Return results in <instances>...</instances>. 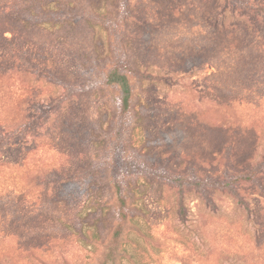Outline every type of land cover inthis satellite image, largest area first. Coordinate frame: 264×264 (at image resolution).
<instances>
[{"label": "rangeland", "instance_id": "rangeland-1", "mask_svg": "<svg viewBox=\"0 0 264 264\" xmlns=\"http://www.w3.org/2000/svg\"><path fill=\"white\" fill-rule=\"evenodd\" d=\"M110 259L264 264V0H0V264Z\"/></svg>", "mask_w": 264, "mask_h": 264}, {"label": "trees", "instance_id": "trees-1", "mask_svg": "<svg viewBox=\"0 0 264 264\" xmlns=\"http://www.w3.org/2000/svg\"><path fill=\"white\" fill-rule=\"evenodd\" d=\"M121 66L122 65L118 64V65L113 67V69L108 73V75L106 77V80H105V83L107 85H109V86H116L119 89L120 94H121V114L123 115V114H126L128 112L129 107H130V101H131V98H132L131 84H130L128 75L123 70H126L127 72H132V71L131 70L129 71L126 68H122ZM128 168L132 172L148 173V174H151V175H154V176L158 177L161 180H165V181L172 182V183L176 184L179 187V196H180V198L182 197V189H183V187L186 184H191V181H189V180H187L185 178L177 177V176H174V175H168V174L159 172V171H157L155 169L139 168V167H136L133 164H130L128 166ZM242 179H245V177H237V178H234V179L230 180L227 183H217L216 185H221L222 187L230 189L229 187L232 184H234V183H236V182H238L239 180H242ZM194 184L196 186H203L205 183L204 182H200V181H196V182H194ZM117 193L119 195L118 199L123 205V203L125 201H124V197L122 196L121 191H120L119 188H118ZM182 213H183V211H182ZM117 233H119V231ZM108 264H114V260L110 259L108 261Z\"/></svg>", "mask_w": 264, "mask_h": 264}]
</instances>
